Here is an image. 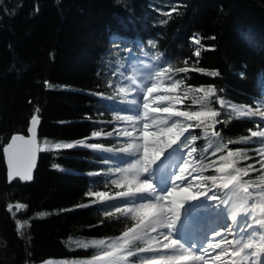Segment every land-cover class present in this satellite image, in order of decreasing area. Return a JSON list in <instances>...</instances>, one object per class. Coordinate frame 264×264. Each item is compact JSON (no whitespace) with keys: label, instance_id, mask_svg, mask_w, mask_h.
I'll return each mask as SVG.
<instances>
[{"label":"trees","instance_id":"trees-1","mask_svg":"<svg viewBox=\"0 0 264 264\" xmlns=\"http://www.w3.org/2000/svg\"><path fill=\"white\" fill-rule=\"evenodd\" d=\"M130 55L148 56L165 84H178L181 115L171 133L195 150L204 179L225 185L232 166L251 207L264 197V137L251 136L264 121L235 113L264 107V0H0V264L148 258L147 224L95 198L115 191L105 179L124 151L114 89ZM209 85L213 97L199 90ZM34 114L48 150L31 183L8 184L3 149L26 135ZM121 241V251L111 250Z\"/></svg>","mask_w":264,"mask_h":264},{"label":"rangeland","instance_id":"rangeland-1","mask_svg":"<svg viewBox=\"0 0 264 264\" xmlns=\"http://www.w3.org/2000/svg\"><path fill=\"white\" fill-rule=\"evenodd\" d=\"M119 69L114 111L124 151L112 159L115 165L105 178L112 181L114 194L95 198L110 200L113 210L147 224L142 254L148 258L139 264H191L174 252L181 247L195 255L193 264H236L235 256L242 254L246 264H264V197L251 207L232 166L225 185L204 179L195 150L183 148L182 138L171 133L181 115L178 84H165L151 58L130 55ZM236 109L241 117L264 121L258 114L264 112L262 103ZM248 111L257 114H240ZM237 210L236 219L227 220ZM122 247V241L110 244L114 251Z\"/></svg>","mask_w":264,"mask_h":264},{"label":"snow or ice","instance_id":"snow-or-ice-1","mask_svg":"<svg viewBox=\"0 0 264 264\" xmlns=\"http://www.w3.org/2000/svg\"><path fill=\"white\" fill-rule=\"evenodd\" d=\"M38 10V9H37ZM192 43L195 45H198L200 47H197L196 50L193 52V55L197 58L201 55V40L198 37H191L190 38ZM211 39H215V37H212ZM187 63V61H185ZM186 72L189 71H195L200 72L203 74H206L211 77H217L220 75L218 71H207L203 68H196V67H187L184 69ZM47 83V82H46ZM202 92H205L208 96H215L216 95V88L215 86L209 85L207 87H201L199 89ZM219 103L221 106H223V100H220ZM36 113H38L40 110L39 108H36ZM258 112V110H257ZM257 112H242L241 115H256ZM216 115H219L220 113H215ZM261 116H264V112L258 113ZM40 123V118L38 115L34 114L31 117L30 126L28 128L29 136L25 137L24 135L16 134L11 137V141L7 144V146L4 148V154L7 160L8 164V177L9 181L11 182L15 178H19L21 181H31L33 179L32 171L35 167V159L36 154L40 151L48 150L47 147H41L37 144V127ZM252 137H264V131L251 132ZM80 144V142H77ZM75 144L73 143H56L52 145L51 147L54 149H68L74 147ZM54 167H58L54 165ZM25 207V205L17 204L16 208H22ZM11 211V207L9 208ZM43 215V214H42ZM17 233H20V229L23 227L20 221H17Z\"/></svg>","mask_w":264,"mask_h":264},{"label":"water","instance_id":"water-1","mask_svg":"<svg viewBox=\"0 0 264 264\" xmlns=\"http://www.w3.org/2000/svg\"><path fill=\"white\" fill-rule=\"evenodd\" d=\"M31 121V120H30ZM30 121H29V126H30ZM40 125H41V120H40V123H39V125H38V127H37V132H36V136H37V144L39 145V142H38V134H39V128H40ZM29 126H28V128H29ZM28 128H27V132H26V135H24L25 137H27V136H29L30 134H29V132H28ZM20 135H22V134H20ZM11 141V138H10V140H9V142ZM8 142V143H9ZM7 143V144H8ZM7 146V145H6ZM5 146V147H6ZM4 147V148H5ZM39 156H40V152H38L37 154H36V159H35V167L33 168V171H32V175H33V178H34V174H35V172H36V169H37V165H38V161H39ZM3 157H4V164H5V168H6V176H7V183L8 184H11V183H13L14 181H19V182H21V183H31L32 181H33V179L31 180V181H21L18 177L17 178H15V179H13L11 182L9 181V177H8V172H9V169H8V164H7V160H6V157H5V154H4V149H3ZM15 208H16V205L14 206ZM17 209V208H16ZM21 208H19V209H17V211H19Z\"/></svg>","mask_w":264,"mask_h":264},{"label":"bare ground","instance_id":"bare-ground-1","mask_svg":"<svg viewBox=\"0 0 264 264\" xmlns=\"http://www.w3.org/2000/svg\"><path fill=\"white\" fill-rule=\"evenodd\" d=\"M213 209V208H212ZM238 210L236 211V213H233V214H231L230 215V218H228L227 220H235L236 219V217H237V215H238ZM227 216H225V218H226ZM226 220V221H227ZM203 223V222H202ZM203 225H206V223H203ZM210 225V224H209ZM199 226V225H198ZM178 227V226H177ZM176 227V228H177ZM182 233H184V231L182 230ZM162 234V233H161ZM204 234V233H203ZM165 237V236H164ZM202 243V242H201ZM174 252L175 253H179V254H181L183 257H186L187 259H191V260H188L189 261V263H191V264H193L194 262V259H195V255H194V257L191 255L192 253L191 252H189L188 250H187V248H184V247H181V249H180V251H175L174 250ZM176 256V255H175ZM175 256H173V257H175ZM173 257H171V258H173ZM179 259V258H178ZM177 260V259H176ZM193 260V261H192ZM200 261V260H199ZM188 262H186V263H184V264H187ZM196 263V262H195ZM197 263H199V262H197ZM235 263L236 264H245L246 262H244L240 257L238 258L237 257V255L235 256Z\"/></svg>","mask_w":264,"mask_h":264}]
</instances>
